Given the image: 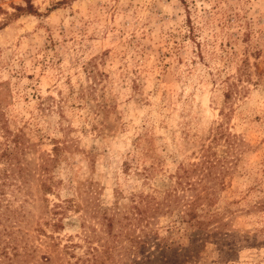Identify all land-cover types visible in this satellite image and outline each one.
Here are the masks:
<instances>
[{"label":"rangeland","instance_id":"rangeland-1","mask_svg":"<svg viewBox=\"0 0 264 264\" xmlns=\"http://www.w3.org/2000/svg\"><path fill=\"white\" fill-rule=\"evenodd\" d=\"M0 115V264H264V0H0Z\"/></svg>","mask_w":264,"mask_h":264},{"label":"trees","instance_id":"trees-1","mask_svg":"<svg viewBox=\"0 0 264 264\" xmlns=\"http://www.w3.org/2000/svg\"><path fill=\"white\" fill-rule=\"evenodd\" d=\"M31 7H32V5L30 4V7H29V9H31ZM29 9H27V10H29ZM2 118H1V115H0V126H2ZM3 127V126H2ZM1 128V127H0ZM13 141H17L16 139L15 140H12V142ZM1 146H2V143H0V148H1ZM8 146H11V144H9ZM8 155V149H3L2 150V152H0V160L3 158V157H5V156H7ZM47 190H50V187H48V188H46ZM200 198L199 197H196L192 202H190L189 204H186V205H188V209H187V214L193 219L194 217H196V214H195V209H196V207H195V202L197 201V200H199ZM137 208V207H136ZM199 227H201V226H199Z\"/></svg>","mask_w":264,"mask_h":264}]
</instances>
